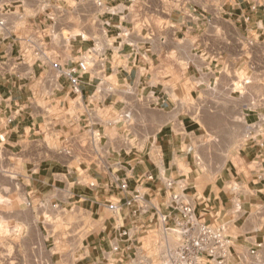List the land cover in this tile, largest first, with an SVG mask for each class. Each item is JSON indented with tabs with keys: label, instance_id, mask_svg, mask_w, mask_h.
<instances>
[{
	"label": "crops",
	"instance_id": "obj_1",
	"mask_svg": "<svg viewBox=\"0 0 264 264\" xmlns=\"http://www.w3.org/2000/svg\"><path fill=\"white\" fill-rule=\"evenodd\" d=\"M0 8V264H160L144 227L174 225L172 194L262 264L264 0Z\"/></svg>",
	"mask_w": 264,
	"mask_h": 264
},
{
	"label": "built area",
	"instance_id": "obj_2",
	"mask_svg": "<svg viewBox=\"0 0 264 264\" xmlns=\"http://www.w3.org/2000/svg\"><path fill=\"white\" fill-rule=\"evenodd\" d=\"M5 13L0 8V41L5 31ZM52 66L58 69L57 64ZM86 65L83 62L78 64V70L84 72ZM69 78V82L74 92H78L79 77L76 69L70 70L68 73H63ZM152 181L153 176L146 174L138 178V182ZM171 187V183L167 184ZM121 191L126 192L127 184L120 183ZM138 197L136 194L133 198ZM172 204L170 208L179 214V219L173 226L165 225L166 216H162L161 231L164 236H173L175 245L167 247L165 252L161 255L160 264H229L231 257V241L227 235L226 229L221 224H210L202 221L194 215L193 208L186 202L183 196L179 194L171 195ZM131 200H126L124 204H109V210L116 212L120 211L125 206H130ZM133 228V227H132ZM130 229H123L118 232V238L121 242H128L129 246L134 237ZM151 226L144 227V230L150 229ZM117 248H115L116 250ZM254 253V252H251Z\"/></svg>",
	"mask_w": 264,
	"mask_h": 264
},
{
	"label": "rangeland",
	"instance_id": "obj_3",
	"mask_svg": "<svg viewBox=\"0 0 264 264\" xmlns=\"http://www.w3.org/2000/svg\"><path fill=\"white\" fill-rule=\"evenodd\" d=\"M0 201H1V198H0ZM153 228H154V226L152 228L148 229L149 232L144 233V236H147L146 238H144V247H143L144 261L146 258L151 257V255L157 254V252L154 249H152V252L149 251V249H151L152 244L155 243L156 241H159V243L161 245L159 252H158L160 255H162L165 252L166 246L167 247H173L175 245V239L173 238V236H164L161 233L162 232L161 230L150 231ZM257 259H259V258H257ZM253 263L255 264V262H253ZM262 264H264V261L262 262Z\"/></svg>",
	"mask_w": 264,
	"mask_h": 264
}]
</instances>
